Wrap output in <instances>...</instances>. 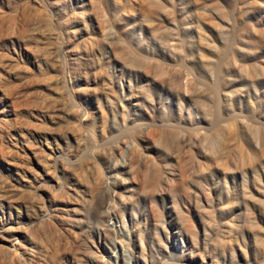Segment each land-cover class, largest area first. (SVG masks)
Instances as JSON below:
<instances>
[{
	"label": "rangeland",
	"instance_id": "1",
	"mask_svg": "<svg viewBox=\"0 0 264 264\" xmlns=\"http://www.w3.org/2000/svg\"><path fill=\"white\" fill-rule=\"evenodd\" d=\"M0 264H264V0H0Z\"/></svg>",
	"mask_w": 264,
	"mask_h": 264
}]
</instances>
